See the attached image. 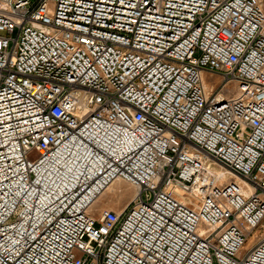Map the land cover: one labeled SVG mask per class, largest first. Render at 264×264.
I'll return each mask as SVG.
<instances>
[{"label":"built area","instance_id":"1","mask_svg":"<svg viewBox=\"0 0 264 264\" xmlns=\"http://www.w3.org/2000/svg\"><path fill=\"white\" fill-rule=\"evenodd\" d=\"M0 264H264L259 0H0Z\"/></svg>","mask_w":264,"mask_h":264},{"label":"rangeland","instance_id":"2","mask_svg":"<svg viewBox=\"0 0 264 264\" xmlns=\"http://www.w3.org/2000/svg\"><path fill=\"white\" fill-rule=\"evenodd\" d=\"M264 11V0H259ZM210 81V79H207ZM135 189L124 182H117L111 191H108L103 198H100L91 208L90 214L98 218L105 208L117 209L125 208L128 204L129 197H133Z\"/></svg>","mask_w":264,"mask_h":264},{"label":"bare ground","instance_id":"3","mask_svg":"<svg viewBox=\"0 0 264 264\" xmlns=\"http://www.w3.org/2000/svg\"><path fill=\"white\" fill-rule=\"evenodd\" d=\"M206 81H207V79H206ZM208 82V81H207ZM117 182H123V181H119V180H117V181H115V182H113L112 184H111V186H110V188L103 194V196L108 192V191H111L112 190V187H114V185L117 183ZM125 183V182H124ZM135 189V188H134ZM137 194V190L135 189V194H134V196ZM103 196L101 197V198H103ZM133 196V197H134Z\"/></svg>","mask_w":264,"mask_h":264}]
</instances>
